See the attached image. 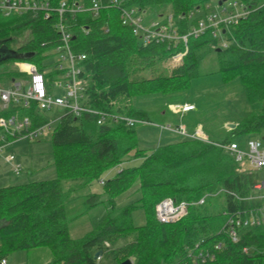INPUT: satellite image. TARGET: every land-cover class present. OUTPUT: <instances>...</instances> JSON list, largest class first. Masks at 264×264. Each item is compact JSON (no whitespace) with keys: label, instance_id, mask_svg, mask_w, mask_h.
<instances>
[{"label":"trees","instance_id":"1","mask_svg":"<svg viewBox=\"0 0 264 264\" xmlns=\"http://www.w3.org/2000/svg\"><path fill=\"white\" fill-rule=\"evenodd\" d=\"M43 1L51 8H58L63 1L87 8L91 2ZM96 1L105 5L107 0ZM211 1L215 0H123L125 6L141 12L162 15L169 8L181 34L196 24V19L189 20V13ZM236 1L248 14L224 29L221 37L226 47L209 31L197 39L189 38L181 63L167 73L161 71V63L182 52L184 46L143 45L121 24L117 9L101 8L95 17L90 11L65 13L61 19L56 11L47 19L43 12L0 15V50L11 51V57L0 58V66L9 62L35 65L51 94L53 81L63 73L56 65L48 70L43 61L55 54L60 44L57 24L61 20L71 34L72 51L85 56L81 63L85 83L82 106L141 121L126 126L108 119L98 125L95 115L76 117L63 112L50 138L55 178L0 187V260L18 251L44 248L50 254L47 264H96V253L98 257L106 253L113 264L125 260L132 264H194L189 252L199 243L214 259L195 264H264V223L236 228V242L229 237L226 225L229 215L246 218L264 205V199L258 198L263 189L254 188L260 172L241 170L233 157L214 145L234 143L233 138L239 135L264 141V0ZM22 31L29 33L28 39L12 48V35ZM207 59L214 66L210 75L216 74L221 85L216 90L237 83L235 95L243 96L247 106L243 103L241 114L234 111L221 119L200 122L209 143L169 132L153 146H142L137 129L155 125L140 100L173 99L190 92L203 77L199 68ZM4 75L9 82L16 80L12 71H4ZM44 112L34 104L29 108L14 103L2 108L0 104V118L30 120L28 131L13 133L0 128V135L5 142H12L44 126L49 123ZM226 124L235 127L229 129ZM219 133L226 136L213 140ZM112 170L115 174L104 179ZM95 184L100 186L99 193L90 191ZM76 191L85 192L80 215L101 204L106 206V214L83 237L73 239L65 208L75 199ZM127 193L132 200L119 205L117 200ZM203 197V204L198 205ZM214 197L222 198L219 208L211 202ZM165 198L190 204L187 215L173 223H159L155 206ZM129 237L125 245L112 248ZM218 244L221 247L215 250Z\"/></svg>","mask_w":264,"mask_h":264},{"label":"built area","instance_id":"2","mask_svg":"<svg viewBox=\"0 0 264 264\" xmlns=\"http://www.w3.org/2000/svg\"><path fill=\"white\" fill-rule=\"evenodd\" d=\"M124 3L123 0H107L105 5H100L98 1L91 0L90 6L86 8L82 4L73 3L68 5L63 1L58 8H51L48 2L43 0H0V15L8 17L10 15H22L27 12H43L44 18L47 19L51 12L56 11L61 19L65 13L76 14L90 11L95 17L101 8H114L120 12L121 24L128 26L133 36L143 45L166 44L173 49H176L178 45H183V51L173 55V58L178 57L180 59L187 52L186 45L189 38L197 39L209 31L213 38L220 41L219 39L227 26L236 24L248 14L246 7L236 0H226L221 5L217 4L213 7L205 5L203 9H198L194 12V14L201 13L200 16L195 18L196 24L189 27L186 33L181 34L179 26L172 14L160 15V19L153 20L148 25H144L143 14L145 12H141L133 6H125ZM192 16L193 13L188 15L189 20H191ZM57 30L60 34V44L54 51L56 54H60V62L66 64L65 66L60 63L56 64V70L61 71L63 74L53 81L50 89L52 90L53 86L57 93L53 95L51 91V94H48L47 84L43 74L37 71V68L33 64L18 62L17 65L20 71L27 78L25 81L12 80L9 88L0 87V104L2 108H5L9 103L21 105L24 108H29L30 105L34 104L39 111H49L53 107H56L76 117L82 113L95 115L98 125L103 124L108 119H112L115 122H123L126 126L140 124L141 121L138 120L123 116H112L82 106L85 83L81 78L83 73L81 63L85 59V56L83 54H75L72 51L70 45L71 34L65 29L61 20L57 24ZM221 46L226 47V43L223 41ZM59 91H61V94H58ZM168 108L169 112L180 120L185 115L192 114L196 110V107L190 103L171 104ZM29 126L30 120L28 117L17 118L16 116H11L8 118H0V128L5 130L9 128L13 133L28 131ZM49 128L50 123H47L32 132L17 136L16 139L24 138L32 140L45 134ZM159 128L179 136L209 143L200 125L192 132H189L183 124L173 128L170 125ZM9 143L4 141L3 135H0V150ZM214 145L233 157L240 167L241 163L245 161L251 170L264 171V145L260 140L256 138L247 140V152L241 150L235 142L230 144L215 143ZM6 159L8 162L14 160L11 155ZM19 171L20 167L13 168L15 174L18 175ZM99 184L102 185L103 181H99ZM254 188L256 190H262L264 188V182L259 179ZM204 198H201L197 204H203ZM258 198L264 199V194ZM189 205L186 202H174L170 198H165L155 206L156 220L161 224L178 221L187 215ZM255 212L257 214L250 213L246 218H241L240 214H233L227 217L226 225H228V234L233 242L237 240L236 228L259 226L264 223V205ZM220 247L221 245L218 244L214 249L219 250ZM189 257L194 264L196 262L203 263L206 260L214 259V255L209 251H203L199 248V243L189 252ZM0 264H7V261L2 259L0 260Z\"/></svg>","mask_w":264,"mask_h":264},{"label":"rangeland","instance_id":"3","mask_svg":"<svg viewBox=\"0 0 264 264\" xmlns=\"http://www.w3.org/2000/svg\"><path fill=\"white\" fill-rule=\"evenodd\" d=\"M217 4L218 3L215 0L208 2L205 5H210L213 7ZM166 13H169V8H165L162 11L163 16H165ZM191 13H193L191 20H194L201 15L200 12L194 14L193 11ZM160 15L161 14L158 12L156 13L149 10L145 11V13L143 14V24L148 25L149 22L160 19ZM12 37L13 42L11 47L15 48L20 44L26 42L29 37V33L22 31L18 32L17 34H13ZM223 41V37H221L219 41L220 46ZM182 58L178 59V57H172L170 58V60L161 63V71H165L166 73L169 72V69H172L173 67L181 63ZM60 61V54L55 53L45 59L43 61V65H45L48 70L58 63L62 64L63 66L66 65L65 63ZM4 71H12L14 73V78L16 79V81H25V79L27 78V76L20 71L17 63L9 62L7 64L1 65L0 87L2 88L11 86V82L5 79ZM37 71L39 70L37 69ZM199 71L203 77L200 78L199 82L194 84L193 89L188 93L177 95V98L173 99L160 98L159 100L151 97L143 98L140 100L139 104L140 106H142L141 108L148 112L149 119L153 122L152 125H155V127H143L137 129V137L142 146L151 147L158 141V138H160L161 135L169 133L168 131H164L161 128L156 127L170 125L173 128L178 126L180 122H183L188 131H193L199 125L201 126L200 122L204 121L205 119H221L226 115V113L229 114L230 112L234 111L241 114L240 108L244 107L243 103H245V106L247 105L243 96H240L239 94L235 95L237 91V87L235 86H237V83H232L230 85L231 87L228 86V88L226 87L225 89L219 88L217 89V91L216 88L221 85H219L218 76L216 74L210 75L214 71V66L208 59L202 63ZM140 74L144 77L148 76V72H141ZM51 91L53 95L57 93L55 92L53 86ZM220 93L224 94L222 95ZM58 94H61V91H59ZM226 95L230 96L228 97ZM228 102L231 103L229 104ZM183 103L193 104L196 107V111L183 120L181 119L182 121L180 119L171 121L168 106L170 104ZM160 112H164V114H161ZM62 113L63 110L56 107H53L51 110L44 112L42 115L50 123V128L47 129L45 134L40 135L33 140H27L24 138L16 139L7 144L2 150H0V187L20 185L32 181L50 180L55 178V171L54 167L52 166V146L50 138L58 126L59 118L61 117ZM225 136V133H219L216 134L212 139L221 140ZM233 139L234 142L239 145L241 150L247 152L246 142L247 140L252 139V137L239 135L235 136ZM10 155L14 158L12 162H8L6 159ZM135 164H137V162ZM14 167H20L18 175L13 172ZM250 169L251 168L249 167L247 162L244 161V163H241V170L247 171ZM114 174L115 170H112L104 177V179H107ZM90 191L99 193V184L93 185ZM84 194L85 192L76 191L73 194L76 196L75 199L71 203H68L65 208L66 216L69 219V236L73 239L83 237L86 233L97 226V224L100 223V221L106 214V206L101 204L92 208L87 213L80 215L85 206L83 203ZM131 196L132 195H130V193L125 194L117 200L118 204L122 205L129 202L132 198ZM211 202L219 208L222 203V198L214 197L211 199ZM137 222H140V220H138ZM130 240L131 237L120 239L112 245V248L114 249L119 246L125 245ZM49 261L50 254L48 250L44 248L33 249L29 252L18 251L11 254L7 258L8 264H47ZM96 261V264H113L110 257L106 253L100 255L96 259Z\"/></svg>","mask_w":264,"mask_h":264},{"label":"water","instance_id":"4","mask_svg":"<svg viewBox=\"0 0 264 264\" xmlns=\"http://www.w3.org/2000/svg\"><path fill=\"white\" fill-rule=\"evenodd\" d=\"M225 0H222V1H219L218 2V4L219 5H221V3L222 2H224ZM10 54H11V51H7V50H5V49H3V50H0V58L3 60V59H6V58H9V57H11L10 56ZM229 129H233L234 127H235V125H233V124H227L226 125ZM259 179L261 180V181H263L264 182V171H261L260 172V174H259ZM98 253H96L95 255H94V259H97L98 258ZM119 264H132V262H131V260H125V261H123V262H121V263H119Z\"/></svg>","mask_w":264,"mask_h":264},{"label":"crops","instance_id":"5","mask_svg":"<svg viewBox=\"0 0 264 264\" xmlns=\"http://www.w3.org/2000/svg\"><path fill=\"white\" fill-rule=\"evenodd\" d=\"M7 88H9V87H7ZM170 105H171V104H170ZM195 111H196V110H195ZM195 111H194V112H195ZM169 113H170V112H169ZM163 114H164V113H163ZM192 114H193V113H192ZM190 115H191V114L185 115V116L182 118V120H183L184 118L190 116ZM169 116H170V120H171V121H172V120H173V121L177 120V118H176L175 116H173L171 113L169 114ZM182 120H181V121H182ZM180 124H183V125H184L183 122H180L179 125H180ZM226 125H227V124H226ZM226 125H225V127L228 128ZM184 126H185V125H184ZM185 127H186V126H185ZM6 261H7V260H6ZM7 264H8V263H7Z\"/></svg>","mask_w":264,"mask_h":264}]
</instances>
